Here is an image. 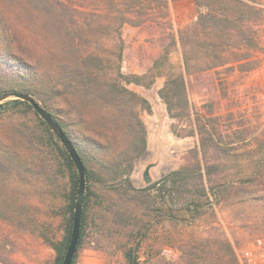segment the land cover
I'll return each mask as SVG.
<instances>
[{"label":"rangeland","instance_id":"1","mask_svg":"<svg viewBox=\"0 0 264 264\" xmlns=\"http://www.w3.org/2000/svg\"><path fill=\"white\" fill-rule=\"evenodd\" d=\"M64 1L69 13L93 26L81 32L84 39L109 53L123 73L143 76L141 82L128 84L151 107H139L147 150L130 175L135 187H148L173 170L195 167L198 161L205 179L210 165L214 180L264 176V22L253 25L258 47L241 51L248 53L244 66L233 62L187 72L180 40L174 45L159 37L172 27L178 38L179 29L196 20L194 0L165 4L136 0L139 10L129 14L117 12L110 0ZM125 16L142 24L122 22ZM164 44L172 69L184 73L194 106L191 118L172 117L160 95L166 76L152 65ZM1 97L0 104L17 98L12 93ZM195 111L210 117V127L222 134L242 131L230 154H216L211 148L202 151ZM40 117L23 105L0 111V264H53V243L64 234L68 178L63 172L53 174L56 164ZM146 172L150 182L145 180ZM101 185H97L100 196ZM171 187L153 190L143 202H133L120 212L117 207L104 210L103 196L94 198L75 264H128L129 248L141 264H242V252L264 237V191L254 199L230 204L211 205L203 197L194 210L197 187L173 191Z\"/></svg>","mask_w":264,"mask_h":264},{"label":"trees","instance_id":"2","mask_svg":"<svg viewBox=\"0 0 264 264\" xmlns=\"http://www.w3.org/2000/svg\"><path fill=\"white\" fill-rule=\"evenodd\" d=\"M110 1L120 14L139 10L136 0ZM160 1L166 3V0ZM194 1L198 9L196 20L179 29L178 38L172 27L166 28L159 38L169 39L174 45L180 40L187 72L233 62L244 66L246 63L242 60L248 53L242 55L241 51L258 47L253 25L264 22L262 0ZM83 22L69 13L64 0H0V97L8 93L34 97L71 140L85 166L86 191L77 251L93 200L100 196L98 183L104 192L100 200L101 205L107 206L104 210L117 207L115 210L119 212L123 208L128 210L133 202L140 204L150 197L151 191L159 192L168 186H172V191L184 186L197 187L194 210L200 208L203 197L211 205L230 204L254 199L258 192L264 191V176L238 181L214 180L209 171L213 165L206 168L205 179L200 161L193 168L183 166L173 170L148 187H135L130 175L136 161L147 150V129L139 107L147 110L151 107L128 84L141 82L143 76L123 73L109 53L98 51L99 46H94L93 40L84 39L85 34L81 32L93 26ZM122 22L142 24L127 16ZM168 55L169 48L164 44L152 65V69L159 70L158 74L166 76L160 95L172 117L191 118L194 106L188 96L184 73L172 69ZM121 56L122 49L119 60ZM22 105L40 117L28 101L20 98L0 104V111ZM195 116L202 151L207 153L211 148L216 154H230L232 144L236 137L242 136V131L234 129L222 134L210 127V117L203 118L198 111ZM40 119L56 164L53 174L63 172L69 183L65 191L64 234L53 243L56 252L53 264H63L72 237L79 174L59 137ZM224 141L226 146L221 144ZM77 251L72 264L76 263ZM125 257L128 264H141L132 248L125 252Z\"/></svg>","mask_w":264,"mask_h":264},{"label":"water","instance_id":"3","mask_svg":"<svg viewBox=\"0 0 264 264\" xmlns=\"http://www.w3.org/2000/svg\"><path fill=\"white\" fill-rule=\"evenodd\" d=\"M14 95L17 98L28 101L33 106L34 110L47 122L52 131L59 137L76 165L79 174V190L75 208L72 237L63 262V264H72L80 238L81 218L86 191V172L84 163L68 136L64 133V131L53 119V117L48 113V111H46V109L38 101H36L34 97L25 93ZM145 180L146 182H150V176L147 172L145 174Z\"/></svg>","mask_w":264,"mask_h":264},{"label":"built area","instance_id":"4","mask_svg":"<svg viewBox=\"0 0 264 264\" xmlns=\"http://www.w3.org/2000/svg\"><path fill=\"white\" fill-rule=\"evenodd\" d=\"M241 263L264 264V237L257 239L252 248L242 252Z\"/></svg>","mask_w":264,"mask_h":264}]
</instances>
